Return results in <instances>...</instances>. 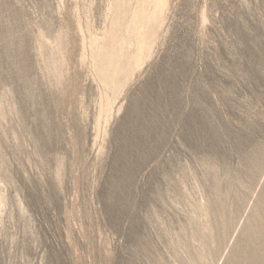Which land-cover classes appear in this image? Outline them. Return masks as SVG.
Wrapping results in <instances>:
<instances>
[{
  "label": "rangeland",
  "instance_id": "1",
  "mask_svg": "<svg viewBox=\"0 0 264 264\" xmlns=\"http://www.w3.org/2000/svg\"><path fill=\"white\" fill-rule=\"evenodd\" d=\"M0 264H264V0H0Z\"/></svg>",
  "mask_w": 264,
  "mask_h": 264
}]
</instances>
